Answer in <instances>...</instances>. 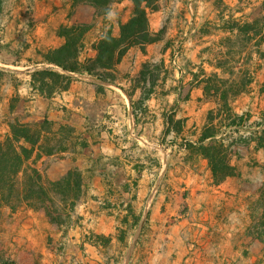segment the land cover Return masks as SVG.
<instances>
[{
	"label": "crops",
	"instance_id": "0c3cea01",
	"mask_svg": "<svg viewBox=\"0 0 264 264\" xmlns=\"http://www.w3.org/2000/svg\"><path fill=\"white\" fill-rule=\"evenodd\" d=\"M72 5L73 0H34L33 15L11 13L14 22L6 31L5 44L18 49L16 39L21 37L26 21L33 24L28 35L37 53L64 46L66 41L58 34L62 25L90 24L96 16L95 8L80 5L70 17ZM119 5L127 8L129 15L132 13L133 5L129 1ZM163 19L162 11L151 14L153 31L163 27ZM114 35H120L119 28H114ZM156 48L157 44L148 46L146 52L132 48L118 65V71L126 75L133 68V60L141 65L153 60ZM42 62L34 65L29 61L26 68L20 66L22 60L0 64V70L11 79L0 87V139L9 137L19 146L35 148L33 164L51 181L63 179L72 169L83 172L84 199L73 213L81 225L64 230L45 210L24 206L12 211L5 207L0 210V264H118L117 255L114 258L111 254L108 259L102 246L90 244L87 236L114 234L119 226L117 196L121 194L137 196L133 208L137 210L138 206L142 210L141 223L151 229L142 237L136 251L132 248L127 252L124 264H264V240L254 231L253 214L254 203L264 187V148L256 150L257 144L251 139L254 123L264 109V95L260 93L264 81L259 83L256 93L259 111L250 112L253 116L250 130L240 129V134H235L240 144L233 149L232 164L238 176L216 185L208 162L180 143L171 145L168 153L157 145L161 167L150 169L148 141L136 132L156 127L166 134L169 126L166 117L178 118V112L170 111L163 115V120L159 112H154L158 120L146 119L139 111L136 117L126 90L118 84L87 76L76 75L67 91L42 93L32 77L37 70L50 66ZM194 66L200 71L205 69L202 63ZM188 82L189 100L183 102L180 111L186 118V127L180 137L189 138L197 145L205 126V121L201 124L199 119L214 107L205 100L195 75ZM160 97L150 96L153 100ZM237 111L240 114V107ZM46 122L54 123L52 131L44 128ZM67 125L74 127L76 134L88 138L89 154L80 146L76 152L61 149L47 152V141H57L59 131ZM190 128L198 133L188 137ZM92 132H95L94 143ZM124 149L134 154L139 150L142 155L127 158L128 164L123 158ZM124 165L129 168L126 175ZM134 167L141 173H137L138 188L130 185V190H124V182L136 181ZM120 202L124 209L130 204Z\"/></svg>",
	"mask_w": 264,
	"mask_h": 264
},
{
	"label": "rangeland",
	"instance_id": "374dc122",
	"mask_svg": "<svg viewBox=\"0 0 264 264\" xmlns=\"http://www.w3.org/2000/svg\"><path fill=\"white\" fill-rule=\"evenodd\" d=\"M126 1H129L132 5L131 0ZM263 3L264 0H161L160 11L164 14L163 27L157 31H153L150 24V29L153 33L161 32L162 39L155 43L157 44V48L153 52L155 57L153 60L148 61L153 63H158L162 60L166 61V66L174 71L172 79L168 81V87H166V89H173L174 91L172 92L174 93L170 97L161 96L160 99L156 98L153 100L150 96L159 97L161 92L160 87L157 88V92L154 94H145L143 88L134 90L133 97L136 99L134 102L137 105L142 102L140 103L138 111L143 114V117L153 120L156 119V117H154L156 115L154 112H159L158 114L161 115L160 118L163 120V115L166 116L170 111L174 110L176 113L178 112L179 116L177 118V116L172 115L174 119L173 125L169 124L168 126V128L171 126L174 130H176V127L180 126L182 121L184 122L186 120L180 111L182 110L183 102L186 101L189 95V79H191L193 75L200 73V69L194 66L196 63H202L205 69H208V75L211 76V89L209 95L207 97L205 96V100L210 102L214 107L212 110H214L213 116L216 118V123L220 121L225 122L227 116L231 112L239 114L237 111L238 107H240L241 111L239 115L250 112L258 113V109L260 108L258 104H260V100L257 99L256 93L259 89V83L264 81V71L260 70L259 66L264 65V60H260L259 54L256 53V41H245V38L238 34L233 36L224 34L218 31L216 27L219 23L218 19L221 15L220 13H228L229 10L233 11L235 16L242 21L253 22L261 15H264ZM16 11L26 13L27 17L33 15L36 12L34 0H0V64L2 62L14 63L22 60L23 63L20 66L26 68L29 64V60L36 65V63L42 60V56L41 52L37 53L38 51L34 48L32 43L33 39L28 35L33 24H28L26 21H24V25L21 28V37L16 39V46L18 49L13 50L6 45V31L10 28V24L14 22L10 14ZM128 17L130 18L131 14L129 15L127 13V8H122L119 4L114 5L108 18L96 19L98 27L88 35V47L90 48L92 46V43L96 41L101 31L107 32L108 26L106 25V20L109 24L113 25L114 28L120 29V23H126L129 20ZM20 22L22 21L20 20ZM227 37L232 38V41H228ZM262 50L264 51V47ZM89 53L94 54L92 50H89ZM132 65L133 68L129 74L132 79H138L143 71L144 63L141 65L140 62L133 60ZM52 66L53 65L47 66V68ZM124 76L125 75H120L119 83H121L126 90L132 92L134 83L130 80L123 79ZM253 78L258 82L255 83V80L250 86L245 88L246 90H243L244 83H247ZM10 80L9 76H5L0 80V87ZM141 93L144 94L141 96ZM238 99L240 101H238ZM212 110L206 111L200 117L199 120L202 121L201 124L203 121H205V125L208 123L210 118L209 113ZM168 120L169 118L166 117L167 122ZM174 126L176 127L174 128ZM248 126L249 124L243 130L248 132L250 130ZM44 128L49 132L52 131V127L47 124H44ZM229 131L230 130L227 132L229 133ZM167 132L168 130H166V134L163 133V130L158 131L156 127L155 129L149 127L147 131L142 130L136 132L138 137L144 135L148 141L147 146L150 148V161L148 165L152 171L155 168L159 169L161 167L158 160L160 153L156 150L157 145L160 146L158 149L166 150L168 153L171 141L174 139L171 137H174L176 133L173 131V134L167 137ZM193 133H198V130L193 128L187 130L188 137ZM200 133L202 134V131ZM94 135L95 132H92V143H94ZM59 136V138H56L57 141H55V139H49L47 141V152H55V149L58 151L61 149L76 152V147L78 146L84 149V153H88L89 150H91V143L88 142V138H83L82 134H76L75 128L71 125L62 128L59 131ZM234 137L237 138L236 136ZM178 141V143L184 145L183 138L181 139L180 136ZM141 155L142 152L139 150L134 154L124 149L123 158L124 161L128 163L127 158L134 157V159H136ZM138 167H142V165H138ZM138 167H134V170L136 169V181L124 182V190H130V185L133 189L138 188V180H140L138 174H141L139 173L140 169ZM128 171L129 168L127 165H124V175H126ZM84 192L85 189L83 188L80 203L84 199ZM136 198L137 196L132 195H129V197L123 196L122 194L118 195L117 201L120 206L118 205L115 208L116 211L118 210V228L114 234L109 236L97 234L104 237L101 241V246L106 252L107 258L109 259L111 254H113L114 258L117 255L118 258L115 262L118 264H124L123 262L127 252L132 248H135L134 251H136L142 237L148 235L149 230H151L147 227V224L143 226V223H141L142 210L140 212L138 206H135L137 210L133 208L132 202L136 201ZM263 200L264 197L261 191L260 198L254 203L253 214L255 216L254 231L264 240ZM120 201H129L130 204L124 209V204ZM130 208L132 211H130ZM135 216L139 218L137 224L135 223ZM63 218L65 222L63 227L64 230L81 225L80 219L76 218L74 214L63 215ZM125 218H128L127 223L124 222ZM134 241L137 242L134 244Z\"/></svg>",
	"mask_w": 264,
	"mask_h": 264
},
{
	"label": "trees",
	"instance_id": "16d2710c",
	"mask_svg": "<svg viewBox=\"0 0 264 264\" xmlns=\"http://www.w3.org/2000/svg\"><path fill=\"white\" fill-rule=\"evenodd\" d=\"M125 1L73 0L70 17L76 7L88 5L96 10L95 20L90 24H67L59 28V36L66 41L64 46L41 53L42 63L53 66L37 70L32 74L33 82L40 92H48L51 95L56 90L67 91L76 80L75 75L91 77L112 85L118 84L126 90L119 83L121 74L118 71V65L132 48H140L146 52L148 46L162 39L161 32L153 33L150 29V16L161 10V0H131L133 5L131 17L126 23H120V35H114V26L106 20L107 32L101 31V36L92 43L90 48L87 44L88 35L98 27L96 19L108 18L114 5ZM220 14L217 30L232 36L238 34L248 42L256 41V53L259 54L260 60H264L262 50L264 47V15L253 22H244L237 18L231 10ZM227 40L231 42L232 38L227 37ZM89 50H92L94 54H90ZM259 68L264 70V65ZM173 73L174 71L166 66L165 60L158 63L148 61L144 63L143 71L138 79H132L130 74L123 77L134 83L133 91L126 90V92L132 100L136 117L142 102L135 104L134 90L143 88L145 94H154L160 87V95L168 96L174 91L166 89V84L172 79ZM5 75L6 73L0 70V80ZM195 80L198 81L197 86L203 88L207 97L211 89V76L203 68L200 73L195 74ZM255 80L253 78L244 83L243 90H246L245 88ZM260 93L264 95V84L261 86ZM186 100H189L188 97ZM213 114L214 110L210 111L209 121L202 129L197 145L183 138L184 145L180 146L206 160L212 171L214 184L221 185L229 178L238 176L237 168L232 161L235 156L233 149L240 142L234 136L240 134V129L247 127L253 116L251 113L239 115L231 112L225 122L216 123ZM173 120L172 116L169 117L168 123L173 125ZM182 122L179 128L174 126L176 130L171 126L168 128L167 137L173 134V131L176 132L171 145H178L177 139L182 136L186 126V120L183 122L184 125ZM46 124L54 126V123L46 122ZM254 128L251 139L257 144L256 150H261L264 148V109L261 111L260 119L254 123ZM228 130H230L229 133ZM35 152V148L28 149L19 146L9 137L0 139V210L9 207L12 211H17L24 206L33 210H45L61 229L65 223L63 215L73 214L82 199L83 188L86 186L84 174L79 169H72L63 179L51 181L34 166ZM262 196L264 197V188ZM130 211H132L131 208ZM134 218L137 224L139 218L136 216ZM127 219L125 218V223L128 222ZM103 239V236L92 233L87 241L94 246H101Z\"/></svg>",
	"mask_w": 264,
	"mask_h": 264
},
{
	"label": "water",
	"instance_id": "95a60500",
	"mask_svg": "<svg viewBox=\"0 0 264 264\" xmlns=\"http://www.w3.org/2000/svg\"><path fill=\"white\" fill-rule=\"evenodd\" d=\"M76 76V75H75Z\"/></svg>",
	"mask_w": 264,
	"mask_h": 264
}]
</instances>
